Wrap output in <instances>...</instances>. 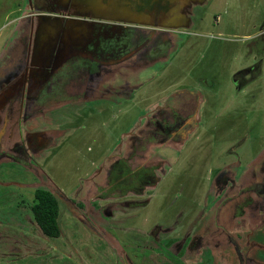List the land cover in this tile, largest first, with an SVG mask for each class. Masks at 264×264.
Listing matches in <instances>:
<instances>
[{
  "label": "rangeland",
  "instance_id": "rangeland-1",
  "mask_svg": "<svg viewBox=\"0 0 264 264\" xmlns=\"http://www.w3.org/2000/svg\"><path fill=\"white\" fill-rule=\"evenodd\" d=\"M25 2L26 0H0V51L4 42H7L9 27L6 25L22 11ZM204 2V7L195 9L196 24L190 29V34L179 35L182 41L169 64L155 62L145 66L140 61L139 53L134 56L132 53L125 55V61L110 66L109 74L103 71L108 68H100L94 64L90 72L101 71H98L96 79L87 81L88 85L91 84L89 89L93 91L92 95H99V90L103 88H110L114 94L121 87L123 91L126 90L121 97L127 99L120 104H114L118 98L114 101L95 100L94 109L87 114L82 109L84 105L79 104L69 115L66 111L68 108L55 116L51 115L52 119L48 122L53 127L58 124L61 131L55 137L53 147L47 152L50 155L49 159L44 160V173L36 171L37 177L30 176L26 181H20L27 182V188H20L18 185L21 178L26 179L23 176L25 174H22V167L11 160L0 163V264H132L133 252H137L139 257L141 254L146 255L148 249L142 250V246L154 247L155 239L151 240V235L157 238L159 230V237L167 238L166 252L174 255L176 264L179 261L184 264L189 248L193 252L190 255L191 261L203 257L202 253L206 252L201 264L246 263L234 253L235 250L225 246L215 247L214 251L212 247L195 249V241L205 229L214 231L212 223L215 222L212 219L218 223L217 232L212 237L209 235L205 238L204 243L224 245L232 239L249 252L254 260L253 264L264 262L261 260L258 263V257L263 259L258 251L264 249V241L255 237L249 223L254 219L255 224L252 226L264 230V213L257 212L264 209V195H261L264 179V62L259 75L250 80L244 79L238 92L233 84L242 78L235 76L238 80L232 82L231 76L235 68L240 70L255 60L254 53L264 42V0ZM179 27L181 26L165 28ZM94 31L91 26L79 24L74 36H64L62 45L69 52L62 54V59L75 55L71 53V48L89 44L95 35L92 33ZM57 37L56 34L47 35L49 41H56ZM110 37L116 38L114 34ZM69 38H73L71 40L76 44L71 46ZM176 40L167 43L164 48L160 47L156 52L160 57L155 56L160 60L166 58L169 54L167 50ZM92 50H96L97 56L102 59L100 65H104L102 63L105 58L99 54L98 48L94 46ZM151 52L152 49L146 56ZM90 54L93 55L92 52ZM171 69L173 73L169 78L167 74ZM210 75L215 88L219 86L220 89L213 95L212 88H208L207 83L202 85L205 92H208L207 103L222 125L223 139L228 136L227 131L231 127L235 131L233 138H227L223 142L217 155L212 156L210 152L205 158L202 157L204 151L201 148L194 150L191 144L184 147L180 142L174 143V139H171L172 142L154 139L153 122L160 116L155 114L156 103L161 104L169 95L172 96L170 93L177 85L181 86L183 82L194 83L199 78ZM141 82L143 86L139 88ZM79 84H71L79 92L73 96L86 98L84 89ZM61 90L64 88H60ZM64 93L65 91L63 95ZM66 97L65 94L63 98ZM179 98L180 105L184 96ZM178 103H174V107H179ZM102 105L108 106V109L101 111ZM192 110L185 111L183 118L193 113ZM151 112L155 118L152 117L149 124L147 115ZM214 114L212 116L208 111L206 119L213 122L216 118ZM140 127L142 131H139ZM138 135L140 137L136 140ZM180 139L183 140V137ZM178 145L183 147L172 150V147H179ZM35 159L41 163L39 157ZM231 162L236 163L234 171L239 173L244 171L242 168H251L246 172L241 187H238L242 188L241 197L248 204L245 210L235 212V217L225 216L222 218L224 222H219L216 212L208 218L204 214L206 193L209 190L215 192L220 187V175H210L211 169ZM146 180L152 182L145 184ZM245 185L249 186L243 188ZM38 186H49L56 192L54 194L59 204L57 220L60 227L57 237H47L41 234L33 222L22 221L21 217L17 219L22 216L21 207L27 208L29 203L33 204V191ZM140 186L143 190L139 189ZM250 190H253L252 196ZM235 193L236 190L233 191ZM249 204L256 207L252 209ZM139 205H142V211L136 213ZM167 205L176 210L163 218L169 210L164 212ZM189 208L192 211H188ZM28 211L25 213L30 214V209ZM178 211L184 212L188 220L179 217L177 222ZM109 212L113 215H109ZM120 215L122 217L119 218ZM160 215L163 221H159ZM115 216L117 220L113 221ZM233 218V224L225 222V219ZM235 221L239 224L235 225ZM221 224L224 227H219ZM240 225H244L246 229L239 228ZM107 229L117 239L110 238L105 232ZM23 230L28 231L22 233ZM35 231H39V234ZM194 234H197L196 238ZM188 235L191 241H186ZM139 240H142L141 243ZM18 241L22 243L19 244ZM120 244L129 253V260L122 259ZM34 248H38L39 254H36ZM210 249L213 254L217 253L214 255L215 260L209 259ZM158 259V264H163L164 261L170 264L168 257L165 260L163 256L161 259H144V263L156 264Z\"/></svg>",
  "mask_w": 264,
  "mask_h": 264
},
{
  "label": "flooded vegetation",
  "instance_id": "flooded-vegetation-1",
  "mask_svg": "<svg viewBox=\"0 0 264 264\" xmlns=\"http://www.w3.org/2000/svg\"><path fill=\"white\" fill-rule=\"evenodd\" d=\"M73 1L74 0H26L24 5L25 7L22 8V11H19L20 13L11 18L9 23L6 25V27H9L7 42H4V45L0 51V163L11 160L12 163L22 167V174H25L23 176L26 177V179L16 176L21 178L18 181L20 188H27L25 187L27 182L21 183L20 181H26L30 176L37 177L36 171L44 173L43 166L44 163H46L44 160L45 158L49 159L50 155L47 152H49V150L53 147L52 145H54L55 137L58 135L59 131H61V128H58V124L57 126L53 127L52 123L48 122L50 119H52L51 115L55 116L57 113H61V110L64 108H68L66 111L69 115L72 113L70 111H72L73 108L79 104L84 105L82 109L84 113L87 114L88 112L91 113V111L94 109L93 103L95 100L114 101L116 98H118L116 101H114V104H120L124 101V99H127L126 97L122 99V92H125L126 90L123 91L121 87H118L119 90L114 92V94L110 88H103V90H99V95H92L93 91L89 89L91 84L88 85V82L90 80L96 79L97 76H99L98 71H101L97 70V72H90V69L94 67V64L100 68H108L105 70L103 69V71L104 73L109 74L108 72L110 71V66L125 61L123 60V57L130 53H132L133 56L139 53L140 61L144 63L145 66L155 62H168L169 64L170 59L175 57V54L179 49L180 42L182 41L179 39L181 34H190V29L196 24L194 20L195 9L197 7H204L206 3H191L189 6H186V19L183 21V23H185L184 27L167 29L158 25L127 23L117 20L96 18L90 15L80 16L81 14H78L72 6ZM16 10L19 9L17 8ZM46 18L50 19L53 23H59L60 27L57 29L56 33L58 37L56 41H49L47 39V35H55V32L51 30L45 32V34L47 33V35H45L46 42L44 45L39 47L38 42L44 36L42 35L40 37V33H44V29L41 28L40 25L43 24V21ZM76 24H80L84 27H93L95 31L92 33L95 35H93V40L90 41L89 44H83L84 47L79 45L76 48H71V53L75 55H72L69 58H67V56L65 59H62L61 55L69 52V49L63 47L62 39L66 35H75L74 32L76 27H73L72 25ZM113 34L116 36L115 39H111L110 37ZM69 39L71 46L72 44H76L73 40H71L73 38ZM174 39L177 40L167 50V53L169 52L168 56L166 57L165 55L163 57L166 58H161L163 60H160V55H157L156 52H158L160 47H166L167 43ZM94 46L98 48L99 54L105 58L102 63L104 65H100L102 59H99L96 50H92ZM150 49H152V52L147 57L146 54L149 53ZM91 52L93 55L90 54ZM254 54L256 55V58L254 61L252 60L250 65L240 70L239 68H235L234 71L232 70V82H236L238 80V78L235 79V76H240L242 78V80H239L237 83L233 84L237 92L240 91V84H242L244 79L250 80L251 78L259 75L264 62V42L258 47ZM155 55L159 57H156ZM80 63H86L87 65L83 66L80 65ZM90 73L93 75L94 73L96 74L93 76ZM171 73H173L172 69L168 72L167 77L170 78ZM184 75L186 76L187 74L185 73ZM77 82H79V86L84 89V93L87 96L86 98H83V96L75 98L79 92H77L78 90L72 88L71 84H75ZM204 83H207L208 88H212L213 95L218 93L220 87L218 86L215 88V83L211 79L210 75V77L207 78H199V81L197 80L194 83L183 82L181 86L177 85L176 89L170 93L172 96L169 95V97L165 98L161 104L156 103L155 107L157 109L155 114L160 116L154 119V113L151 112L150 115H147L148 121L152 120V117L154 119L153 126L155 128L152 130L154 133V139L158 141L160 138L161 142H172L171 139H174L173 141H176L174 143L180 142L184 147L188 144H191L194 150L201 148L204 151V155L202 157L205 158L208 154L210 155V152L212 153V156L217 155L223 142L227 138H233L235 135L233 133L235 131H233L231 127L229 128V131H227L228 136L223 139L222 125L219 124V121H217V115L211 112L210 105L207 103L206 99L209 97L208 92L206 93L202 88ZM187 85H192V87H187ZM139 86V88L143 86L142 82L139 84ZM62 87L64 90L60 91V88L62 89ZM64 91V95L66 94L67 96L66 98H63ZM182 95L184 96V101H182L179 105V96ZM203 100L205 102H203ZM176 102L178 103L177 106L179 105V107H174V103ZM105 109H108V106L105 105L104 107L102 105L101 111ZM191 109H193V113H189L183 118L184 115L182 114L185 111ZM151 110L152 109H150V111ZM208 111L212 114V116L214 114V117H216L213 122H209V120L206 119L207 116L205 115ZM151 122L152 121H150L149 124ZM216 122L217 124H215ZM139 131H142L141 127L139 128ZM139 135L135 137L136 140L140 137ZM182 137L183 140L180 139ZM182 145H178L179 147L176 148L172 147V150H178L183 147ZM36 157H39L41 163L36 161ZM188 159L190 160V158ZM237 163L239 165V162ZM235 167H237L236 163L231 162L229 165L219 164L211 169L210 175H220L218 182H221L219 183L220 187L215 189V192L209 190L206 193L207 203H205L206 205L203 211L207 218L211 217L210 214L216 212V217L218 218L217 220L219 222H224V219H222L223 217H230V215L235 217V212H237L239 209L245 210L248 202L245 203L246 200L244 197H241L242 188L238 189V187H241L246 172H248V170L250 171L251 168H242L244 171L239 173L238 171H234ZM214 171L215 173H213ZM44 176H46V174ZM215 180H217V178ZM150 182H152V180H146L145 184ZM22 184L24 186H22ZM248 186L249 185H245L243 188ZM262 186L263 188H261V195H264V179L262 181ZM37 188L49 190L55 196V190H52L49 186H38L35 189ZM139 189L143 190L142 186H140ZM234 190H236L235 194H233ZM250 191V195L252 196L253 190ZM209 198H211L210 202L208 200ZM32 205L33 204L30 205L29 203L27 208L21 207V210H19L22 212V216H18L17 219L21 217L22 221H28L31 223L33 222L39 228L41 234H43L40 226L34 218ZM253 205L249 204L248 206L253 209V207H256ZM137 207L139 210L135 211L136 213L142 211V208H140L142 205ZM165 208L166 209L164 212L168 209L169 210L165 213V215H163V218L166 217V214L169 215L170 212L173 213V211L176 210L174 208L171 209L170 205H167ZM28 209H30V214L25 213V211L29 212ZM120 209L122 211V208ZM257 209L258 208H255V210ZM189 210L192 211V208H189L188 211ZM121 211L118 212L120 213ZM257 212L264 213V209ZM99 214L100 213L98 212V216ZM109 215H113V213L109 212ZM116 216L112 219L113 221L117 220ZM160 216L161 217L159 221H163L161 220L163 219L162 215ZM120 217L122 216L120 215L119 218ZM179 217L188 220L186 218L187 216L184 215V212L179 213L176 218L177 222L179 221ZM212 220L215 222L212 223L214 231H208L205 229L203 231L204 233L202 234L203 237L202 235L201 237L199 235L198 240L195 241L197 245L196 248L195 246L194 248L201 250L204 247H206L205 249L210 247L213 249L215 247L225 246V248L228 247L235 250L234 253L239 256L240 260L246 261V263L240 262L241 264H253L254 260L249 256V252L245 248H242L241 245L239 246V243L236 241L234 242L232 239H230L229 243L227 242L224 245H221L220 243L215 245L206 244L207 242L204 243L205 238H208L209 235L212 237V234L217 232L218 223L215 221V219ZM225 220V222L228 224H233L235 218ZM262 220L264 223V219ZM237 222L235 221V225L239 224ZM249 223H251V226L255 224L254 219L252 221L250 220ZM251 226L250 228H252L254 234H256L255 237L264 241V230ZM91 227L93 226L91 225ZM219 227H224V224L219 225ZM243 227L244 225L239 226L241 229ZM244 228L246 229V227ZM27 231L28 230H23L22 233H27ZM105 232L110 238L114 237L117 239L113 234L110 233V229H107ZM35 233L39 234V231H35ZM159 233L160 230L157 233V238H154V235H151L153 236V238L151 237V240L155 239L154 247L150 248L149 246H142V250L148 249L146 255L143 256L141 254L139 257L136 255L138 254L137 252H133L134 257L131 256V258L134 260V262H132V264H146L144 263V259H154V257L156 259H161V256H163L165 260L168 257L170 264H176L174 255H169V253L166 252L165 244L167 238L161 239L159 237ZM196 235L197 234H194L195 238ZM185 239L186 241L192 240L189 235ZM141 241L139 240V243H141ZM18 242L19 244L22 243V241ZM123 246L121 244L119 245L120 250L123 252H120V254L123 256L122 259L127 260V257L130 258L129 253H126L124 249L125 247ZM189 249L190 251L186 253L187 257L184 259V264H188L190 262H193V264H201L206 252L204 251V253H202L203 257L197 258L198 260L195 258L194 261H191L192 258H190V255L193 252L191 251V248ZM37 250L38 248H34V251ZM200 250H195V252H200ZM16 251L17 249H15V252ZM113 253L115 255L117 254L115 251ZM258 253L263 255V259H261L262 257H258V263H260L261 260H264V249L259 250ZM36 254H39V251H37ZM212 254L213 253L211 252V257L209 259L215 260L216 257L214 255L217 253L213 255ZM159 262L160 260L158 259L156 264ZM163 264L167 263L164 261ZM179 264L182 263L179 261ZM260 264H264V262L262 263L261 261Z\"/></svg>",
  "mask_w": 264,
  "mask_h": 264
},
{
  "label": "water",
  "instance_id": "water-1",
  "mask_svg": "<svg viewBox=\"0 0 264 264\" xmlns=\"http://www.w3.org/2000/svg\"><path fill=\"white\" fill-rule=\"evenodd\" d=\"M191 3L203 4L204 0H74L72 6L78 14H81L80 16L90 15L107 20L168 28L184 27L185 8ZM72 26L78 27V24ZM59 27V23H53L48 18L44 19L41 26L44 29V33L41 34L44 38L42 37L38 42L39 47L46 42L45 32L51 30L56 34Z\"/></svg>",
  "mask_w": 264,
  "mask_h": 264
},
{
  "label": "trees",
  "instance_id": "trees-1",
  "mask_svg": "<svg viewBox=\"0 0 264 264\" xmlns=\"http://www.w3.org/2000/svg\"><path fill=\"white\" fill-rule=\"evenodd\" d=\"M32 205L33 215L42 232L47 237H57L60 234L58 225L59 204L56 196L49 190L37 188L34 192Z\"/></svg>",
  "mask_w": 264,
  "mask_h": 264
},
{
  "label": "crops",
  "instance_id": "crops-1",
  "mask_svg": "<svg viewBox=\"0 0 264 264\" xmlns=\"http://www.w3.org/2000/svg\"><path fill=\"white\" fill-rule=\"evenodd\" d=\"M9 23V22H8ZM126 256V255H125ZM127 259H129L128 257H127Z\"/></svg>",
  "mask_w": 264,
  "mask_h": 264
}]
</instances>
